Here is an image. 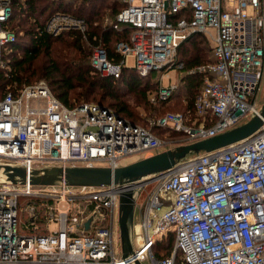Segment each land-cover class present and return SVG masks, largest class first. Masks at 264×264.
Listing matches in <instances>:
<instances>
[{"label": "built area", "instance_id": "1", "mask_svg": "<svg viewBox=\"0 0 264 264\" xmlns=\"http://www.w3.org/2000/svg\"><path fill=\"white\" fill-rule=\"evenodd\" d=\"M123 2L112 24L130 29L129 40L116 43L123 57L110 58L100 44L92 50L91 64L103 75L120 77L132 56V68L141 76L160 72L154 102L179 89L176 82L164 83L170 70L203 75L195 116L168 111L149 119L150 126L184 136L161 138L97 103L67 106L46 82H36L0 98V165L118 167L217 135L260 114L264 0ZM12 4L0 0V67L6 66V45L16 40L8 26ZM45 29L54 35L65 29L85 32L87 23L58 12ZM195 33L211 40L214 60L186 70L179 49ZM138 186V249L125 259L123 248L120 255L115 252V223L121 193ZM171 231L176 232L173 254L156 258L153 245ZM178 250L183 264H264V123L249 137L195 153L143 184L0 182V264H130L148 257L152 264H175Z\"/></svg>", "mask_w": 264, "mask_h": 264}, {"label": "trees", "instance_id": "2", "mask_svg": "<svg viewBox=\"0 0 264 264\" xmlns=\"http://www.w3.org/2000/svg\"><path fill=\"white\" fill-rule=\"evenodd\" d=\"M12 1L13 11L8 26L16 33V40L7 44L3 52L7 66L0 67V98L8 90L16 93L24 85L44 79L67 106L83 102L97 103L117 111L134 124L150 127L161 138L184 136L181 132L150 126L149 120L147 122L145 117H141L136 108L138 104H143L148 113L159 112L151 118L162 116L168 111H182L195 116L194 104L201 90L203 75L185 73V85L181 89L185 87L186 93H179L181 89H178L168 99L152 103L147 90L159 88L153 73L144 77L134 68L126 67L120 77H115L95 71L91 64L92 50L100 44L106 48L110 58L119 61L123 57L116 51V43L129 40L130 29L126 27L121 31L112 25L125 6L121 0ZM58 12L85 19L87 31L65 29L57 35L49 33L45 26L49 17ZM105 15L112 20L107 26L103 25ZM179 56L186 70L212 61V42L204 33H195L181 45ZM130 93L135 96V106L126 98ZM168 106L173 109L160 112L161 108ZM167 237V243H163L161 238L153 245L156 258L162 259L173 254L176 232L171 231ZM175 264H183L181 250L177 251Z\"/></svg>", "mask_w": 264, "mask_h": 264}, {"label": "water", "instance_id": "3", "mask_svg": "<svg viewBox=\"0 0 264 264\" xmlns=\"http://www.w3.org/2000/svg\"><path fill=\"white\" fill-rule=\"evenodd\" d=\"M264 123V104L260 114H255L245 123L230 130L192 143H184L174 148L157 152L130 163L111 167L99 166H42L29 170L21 165H0V182L23 183L28 180L33 184L72 186H101L115 183L117 185L143 184L153 180L159 174L173 169L177 163L191 153L211 151L226 147L243 140L258 130ZM142 190L141 186L125 190L120 196V238L125 259L135 256L134 228L136 200ZM89 223H87V226ZM130 264H143L136 259Z\"/></svg>", "mask_w": 264, "mask_h": 264}, {"label": "rangeland", "instance_id": "4", "mask_svg": "<svg viewBox=\"0 0 264 264\" xmlns=\"http://www.w3.org/2000/svg\"><path fill=\"white\" fill-rule=\"evenodd\" d=\"M121 2L122 3H124L123 2V0H121ZM125 4V3H124ZM109 11V10H108ZM252 13V12H251ZM54 15V14H53ZM52 17V15L49 17V19ZM76 17V16H75ZM111 22H112V20H111V18L108 16V15H105L104 16V19H103V25L104 26H107V25H109V24H111ZM121 27H124L125 26V24L124 23H120L119 24ZM87 29H88V25H87ZM87 29H86V31H87ZM6 61V60H5ZM127 65L128 66H130V67H132L133 65H134V58L132 57V56H128L127 57ZM6 66H7V62H6ZM5 66V67H6ZM183 72V70H176V69H172V70H170L168 73H165V75H164V83H168L169 82V80L170 81H174V82H176V83H178L179 85H180V87H179V90L181 89V87H182V85H185V72L184 73H182ZM159 74L161 75V73L160 72H158V71H155L154 73H153V77H154V79H155V81H158V79H159ZM170 76H171V79H170ZM168 77H169V79H168ZM36 82H46L47 83V81L46 80H44V79H40V80H37V81H35V83ZM159 82V87H160V85H161V82L160 81H158ZM157 82V83H158ZM122 88H124V87H122ZM187 88V87H186ZM158 91H159V88L158 89H153V87L152 88H149L148 90H147V93H148V97H149V99H150V101L152 102V103H155V102H157V101H153V99H152V97H153V95L154 96H157V94H158ZM186 89H185V87H183L180 91H179V93H186ZM126 98L129 100V102L131 103V105L132 106H135L136 104V102H135V96L133 95V93H130V94H128L127 96H126ZM183 98V97H182ZM256 104H257V106L261 109L262 108V106H263V104H264V77H263V79L261 80V83H260V88H259V91H258V95H257V100H256ZM138 108H136L137 110H136V112H138L140 115H141V117H145V119L147 120V122H148V120H149V118H151L152 117V115L153 114H156V113H159V112H156V113H152V112H150V113H148L147 111H146V108L143 106V104H138V106H137ZM171 109H173V108H171V107H165V108H161L160 109V112H163V111H166V110H171ZM178 112H182V111H178ZM165 135H168V133H166ZM167 138H169V137H167ZM177 138H180V137H177ZM201 152H203V151H201ZM195 155V153H191V154H189L185 159H189L190 157H192V156H194ZM131 160H133V161H135V158H132ZM130 162V161H129ZM128 161H127V163H129ZM132 162V161H131ZM150 189H151V187H150ZM22 202H24V200H22ZM140 216H139V212H135V223L137 224V223H139V221H140V218H139ZM56 228V225L55 224H52V225H49V229L50 230H54ZM170 232H168V234H169ZM168 234L167 235H165V236H163L162 237V239H163V243H167V240H168ZM139 237L138 236H134V246H136V248L138 249V245H137V239H138ZM114 248H115V252H116V254L117 255H120V250H122V242H121V238H120V228H119V225H118V220H117V218H116V223H115V232H114ZM142 263L143 264H152V259L151 258H146L145 260H143L142 261Z\"/></svg>", "mask_w": 264, "mask_h": 264}, {"label": "crops", "instance_id": "5", "mask_svg": "<svg viewBox=\"0 0 264 264\" xmlns=\"http://www.w3.org/2000/svg\"><path fill=\"white\" fill-rule=\"evenodd\" d=\"M182 73H184V71H183ZM168 79H169V77H168ZM170 79H171V76H170ZM169 82H172V81L169 80ZM169 82H168V83H169ZM173 82H174V81H173ZM168 83H167V84H168ZM165 84H166V83H165Z\"/></svg>", "mask_w": 264, "mask_h": 264}]
</instances>
